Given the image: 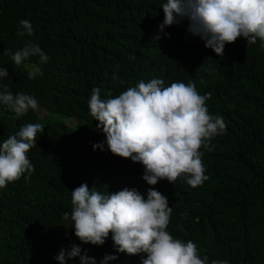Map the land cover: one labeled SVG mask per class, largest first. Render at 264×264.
<instances>
[{"label":"trees","instance_id":"trees-1","mask_svg":"<svg viewBox=\"0 0 264 264\" xmlns=\"http://www.w3.org/2000/svg\"><path fill=\"white\" fill-rule=\"evenodd\" d=\"M166 2L0 0V68L9 72L0 78V91L7 85L39 104L17 117L0 103V144L28 123L45 126L27 153L34 166L30 179L25 173L0 189V264H60L56 257L73 245L81 254L66 255L64 264H81L85 250L95 264L106 255L118 257L107 264H142L147 254L117 252L111 233L101 246L75 236L71 191L85 183L102 193L134 188L145 199L155 188L173 209L168 231L192 240L209 264L213 259L264 264V50L259 40L247 45L240 37L217 56L187 31V20L161 32ZM22 19L32 23V36L17 35ZM28 41L48 55L47 63L34 56L17 66L2 55L3 49L14 52ZM36 66L40 74L29 79ZM153 78L165 87L194 82L201 95L212 94L209 114L224 118L227 128L211 141L214 150L201 149L209 179L200 186L182 178L174 185L147 184L143 165L112 154L90 114L94 87L102 98L108 91L114 97ZM99 143L103 149L94 150Z\"/></svg>","mask_w":264,"mask_h":264},{"label":"clouds","instance_id":"clouds-1","mask_svg":"<svg viewBox=\"0 0 264 264\" xmlns=\"http://www.w3.org/2000/svg\"><path fill=\"white\" fill-rule=\"evenodd\" d=\"M166 26L188 21L187 31L200 37L205 47L223 57L226 44L243 37L247 45L259 40L264 50V0H167L162 5ZM19 36H32L34 28L29 20L19 22ZM165 36H170L164 33ZM157 40L160 36L155 37ZM17 66L31 57H39V63L48 62V55L38 44L28 41L16 51L3 49ZM134 59V57H133ZM41 69L36 66L28 72L35 79ZM9 75L0 68V78ZM211 93L201 95L196 84L189 81L173 82L165 87L160 78L148 82L140 80L113 97L111 91L102 98L101 89L91 90L89 108L91 116L99 121L97 129L106 136V144L112 154L141 163L142 179L149 185L161 180L173 184L182 178L195 188L209 179L205 175L201 149L214 150V137L223 134L227 125L222 116L209 114L206 102ZM0 103L6 105L17 117H23L29 109L37 110L38 101L32 95L13 94L7 85L0 91ZM41 123H28L0 144V189L19 180L27 173L30 179L34 166L27 153L36 146L37 134L43 133ZM103 143L93 145L103 149ZM71 221L74 234L83 244L101 246L109 234L117 252L128 255L146 253L142 264H209V258H201L197 245L174 237L169 231L172 207L167 198L155 188L147 190V199L136 189L124 188L118 192L102 193L94 186L81 184L71 191ZM186 216L187 212L182 213ZM64 220L69 219L65 212ZM81 254V248L71 246L67 253L61 250L56 257L60 264ZM81 264H95L87 255ZM106 255L102 264L115 260ZM210 264H229L226 259L211 260Z\"/></svg>","mask_w":264,"mask_h":264},{"label":"rangeland","instance_id":"rangeland-1","mask_svg":"<svg viewBox=\"0 0 264 264\" xmlns=\"http://www.w3.org/2000/svg\"><path fill=\"white\" fill-rule=\"evenodd\" d=\"M71 121V120H70Z\"/></svg>","mask_w":264,"mask_h":264}]
</instances>
